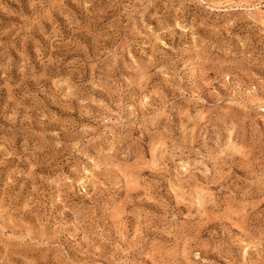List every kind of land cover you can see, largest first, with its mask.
Wrapping results in <instances>:
<instances>
[{"label":"rangeland","instance_id":"rangeland-1","mask_svg":"<svg viewBox=\"0 0 264 264\" xmlns=\"http://www.w3.org/2000/svg\"><path fill=\"white\" fill-rule=\"evenodd\" d=\"M0 264H264V0H0Z\"/></svg>","mask_w":264,"mask_h":264}]
</instances>
